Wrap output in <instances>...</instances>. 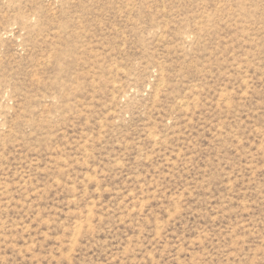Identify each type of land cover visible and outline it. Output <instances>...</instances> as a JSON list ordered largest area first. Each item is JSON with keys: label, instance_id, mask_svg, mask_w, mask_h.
<instances>
[{"label": "rangeland", "instance_id": "rangeland-1", "mask_svg": "<svg viewBox=\"0 0 264 264\" xmlns=\"http://www.w3.org/2000/svg\"><path fill=\"white\" fill-rule=\"evenodd\" d=\"M0 264H264V0H0Z\"/></svg>", "mask_w": 264, "mask_h": 264}]
</instances>
